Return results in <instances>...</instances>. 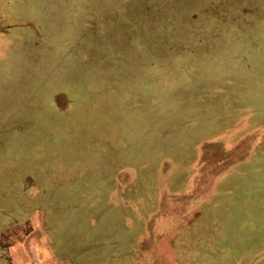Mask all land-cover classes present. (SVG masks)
<instances>
[{"label": "rangeland", "instance_id": "rangeland-1", "mask_svg": "<svg viewBox=\"0 0 264 264\" xmlns=\"http://www.w3.org/2000/svg\"><path fill=\"white\" fill-rule=\"evenodd\" d=\"M6 18L0 264H264V0Z\"/></svg>", "mask_w": 264, "mask_h": 264}, {"label": "crops", "instance_id": "crops-1", "mask_svg": "<svg viewBox=\"0 0 264 264\" xmlns=\"http://www.w3.org/2000/svg\"><path fill=\"white\" fill-rule=\"evenodd\" d=\"M3 26H5V29L3 28ZM0 27H1V31L4 32V33H5V31L8 30V27L10 28V23L7 22V18L5 19V21H2V23L0 22ZM1 39H2V42L6 41L4 36ZM2 42L0 40V58L2 57V55H3V57L6 56L7 53L9 52L10 47H11L10 42L8 40V42L6 43V50H4ZM37 42H38V40L36 42H34V43L38 47L39 45L37 44Z\"/></svg>", "mask_w": 264, "mask_h": 264}]
</instances>
